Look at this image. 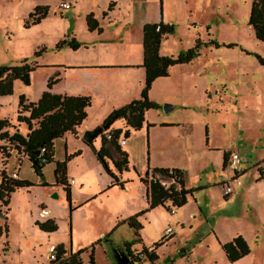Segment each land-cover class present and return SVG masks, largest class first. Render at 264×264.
<instances>
[{
  "label": "rangeland",
  "instance_id": "obj_1",
  "mask_svg": "<svg viewBox=\"0 0 264 264\" xmlns=\"http://www.w3.org/2000/svg\"><path fill=\"white\" fill-rule=\"evenodd\" d=\"M1 1L2 4L7 5L4 2L9 0ZM251 4L252 0H167L166 10L170 11L175 32L164 42V47L166 46L171 51L180 48L185 52L195 47L198 40L201 42V53L195 58V62L208 66L209 70L206 73L215 77L212 82L217 87L216 90L221 98L217 104L211 103L210 107L211 109L215 107L214 110H209L202 104H199L198 108L196 105L190 107L191 111L201 112L203 117V122L198 123L201 125H199L196 138L199 141L204 140L206 123H209L213 144L227 152L238 153L241 159L240 171L247 174L240 178L242 186L235 188L233 196L230 197V199L233 198V202L230 204H222L226 201L222 196V184L214 189L197 191L195 194H197L196 197L203 213L210 216V222L214 223V219L216 221L222 217L230 220L232 228L239 229L241 235L248 239L252 252L250 262L264 264V196L256 201L251 199L253 196L247 195V193L245 195L244 192L253 179V174H258V164L264 160V66L257 58L260 57L264 60V42L257 40L253 28L249 25ZM192 7H196V9L193 14H190L191 11L188 9ZM3 10L5 9L3 8ZM24 20H12L10 17H4L1 20L0 66L21 65L26 59L33 62L30 65L34 63L47 65V62L53 59L57 63L59 61L66 62L68 52L72 57H75L76 54L69 46L57 48L58 44L64 40L71 42L75 35L81 45L79 39L88 37L83 36V32L79 29L80 20L77 19L64 18L63 20L51 16L43 23L29 27L26 26L29 17L26 18V21ZM50 72L49 69H37L32 72L33 83L30 86H24L25 93L15 91L11 96L0 97V119L10 120L21 134H25L26 124L17 121L19 96L23 95L26 100H29L28 97L37 99L41 95L42 89L48 87L50 80L47 79L46 85L44 84L46 74ZM210 92L215 93L214 90H210ZM158 101L161 103H156L159 109L151 110L150 117L154 118L156 115H160L164 118L167 115L179 114V110L167 114L164 106L171 104L164 103L162 98ZM94 113H97V110ZM119 125L121 122H116L115 126ZM157 134L159 136H156V139L161 143L158 152L164 154V151L161 150L164 146V133L157 131ZM145 136H147V132ZM66 138L69 140L67 148L65 146ZM66 138L55 141L54 161L45 165L41 174H37L29 159L22 156V162L16 168L21 177L28 179L35 186H39L43 182L56 186L54 175L56 163L65 162L68 157L67 151L70 153L77 146H84L81 139L76 140L70 135H67ZM99 140H97L98 143ZM3 148L5 147L0 145V158L6 153ZM88 156L89 153L78 156V160H81L76 163H73V160H68L67 169L75 168L77 172L84 171L88 186L95 187L100 184V179L96 173L94 161ZM217 158L218 153H214V155H209L208 161L217 167ZM146 160L148 162L149 158L146 157ZM137 163L138 167H145L147 164H143L141 159ZM134 166L130 165V171L125 172L124 177H133L135 182L127 184L125 188L119 186L113 194L108 193L100 196L98 201L92 203L88 208L90 212L88 216L84 214V210L78 213L80 221L78 228L75 229V234L72 231L70 204L67 201L64 187L61 185L53 188L48 187L45 190L35 187L28 192H16L12 196L10 214L7 219L4 215L6 209H3L0 202V208L3 209L0 226L7 225L8 229L7 234L0 238V264H48L47 255L51 245L64 244L71 247V243L74 250L80 247L82 248L79 250H82L95 244L97 264H117L116 252L125 250V243H131L134 232L126 224L120 225L117 231L115 223L111 226L108 224L113 223L119 217L120 203L125 197L134 198V202L141 201V188L143 189L144 186L139 182L137 176L134 177ZM111 168L113 169V167ZM221 170L222 168L219 172ZM115 173L118 175L119 172L115 171ZM224 176L228 179L226 172ZM68 180L69 183L73 181L71 186H74L75 178L69 176ZM54 194L58 195V199L52 198ZM210 199L215 204H211ZM47 202L56 204L59 209L56 221L59 229L56 231L57 233L51 235L42 232L35 226L37 221L53 219L48 205L45 204ZM191 202L194 203L195 200L191 199ZM72 203L74 202L72 201ZM41 204H44L45 207H42ZM171 205V203L168 204L169 207ZM122 206L124 207L123 203ZM212 207L215 209V218L214 215L207 212H210ZM42 208L50 212L48 219L39 217ZM67 209L68 212H66ZM175 210V213L179 214L183 212L184 207ZM122 217L124 218V216ZM175 217L173 215L170 217V213H167L164 207H159L149 213L146 219L142 218L144 229L140 234L143 241L147 245H151L152 242L159 241V238L163 239L165 237L162 236L164 230L171 228L176 235L168 242H166L168 239H164V245L158 251L157 264H195V262L202 264L204 260L201 257L204 249L197 250L195 248L192 251V248L197 244V240L204 235L207 229V225H204L206 221L198 215L195 221L190 218L189 220L195 226L194 231L190 233L186 230L183 234L181 233L182 226L175 221ZM241 222L244 224H240ZM149 223L152 224L149 225ZM201 224L204 225L202 228ZM221 229L226 231L224 223H222ZM186 236H188L187 244L182 242ZM134 245V251H142V249L136 250L140 248L138 242ZM184 246H187V250L192 251V255L184 254Z\"/></svg>",
  "mask_w": 264,
  "mask_h": 264
},
{
  "label": "crops",
  "instance_id": "obj_2",
  "mask_svg": "<svg viewBox=\"0 0 264 264\" xmlns=\"http://www.w3.org/2000/svg\"><path fill=\"white\" fill-rule=\"evenodd\" d=\"M61 2L70 4V9H62L60 7ZM4 3H7V5L2 4V1L0 0V24L4 17H10L12 20L25 19L24 21H26V18L29 17L36 7L48 6V16L42 20L41 23L51 16L63 20L64 18L71 20L77 19L80 20L79 29L83 32V36H88L79 39L81 46L78 50H73L76 54L75 57L70 56L71 54H69V52L66 54V62L59 61V63H57L55 62V59H53L48 61L47 65H38V63L31 65L38 66L36 70L49 69L51 71L46 74L44 85H46L47 79L48 81L53 79L55 83L50 89L49 87H47V89L46 87L42 89L41 95H39L37 99H30L28 97L29 100H27V103H36L46 91H50L52 94L56 95L91 98V106L86 110L88 115L87 119L77 129V134L68 133L61 138L64 139L67 135H70L76 140H82L84 146H77V148L73 149L70 153H68L66 149V155L68 156L69 161L73 160L72 162L76 163L81 160H78V156H82L84 153H89L88 157L94 161L95 170L100 179V184L91 187L88 186L87 176L83 173L84 171L79 170V172H77L75 168L72 170H66L67 180L69 176L75 178L74 186H69L72 201L74 202L72 203L73 211L71 218L72 231L75 234V229L78 228L80 221L78 213L81 210H84V214L88 216L90 214L88 208L92 203L98 201L102 195L115 193L119 187V185H115L114 179L106 173L95 156L94 149L98 151L101 148L103 136L94 140L92 146L84 142L82 137L86 131L95 130L101 127L106 118L114 110L140 99L146 77L145 69L142 67L144 60V26L147 24H159L161 22L163 24L173 25V19L170 17V11L166 10L167 0H53V2L52 0H9ZM3 8L5 10H3ZM195 9L196 7H192L188 10L191 11L190 14H193ZM90 15H93V19L98 22V30L89 31L87 27V18ZM7 32L8 29L6 30V33ZM96 33H98V36H96ZM73 37L79 42L75 35H73ZM169 37L162 41L160 55L176 57L184 52L183 49L180 48L171 51L168 50L169 48H166V46L164 47V42ZM28 63L30 64L33 62L28 60ZM207 68V65L197 64L195 60L189 64L177 65L171 68L168 77L157 79L153 83L149 98L157 104H161L158 99L162 98L164 103L168 102L171 104L173 108L171 112L179 110V114L167 115L164 116V118L160 115H156L152 118L149 116L150 110L145 114L146 121L143 127L137 131L129 127L125 120H118L121 122V125L115 126L116 122H118L116 121L110 126L109 130L111 132L121 130L122 136L126 131H129L127 144L122 147L119 146L121 152H118L115 146L111 143H108L107 146L110 148L111 156L114 161L122 160V152L127 154L129 162L128 171H130V165H135L133 167L134 177L137 176L140 183L147 171L151 172L153 169L178 170L182 173L184 188L185 190L190 191L191 194L188 195L187 204L183 206V212H180L179 214L176 212L173 216H176L175 221L182 226L181 233L183 234L186 230L190 233L194 231L195 226L192 221L196 220L197 215L201 218L203 217L204 221H206H203L204 225H207L204 235L197 240V244L192 248V251L195 248L197 250L204 249L201 257L204 260L202 264H206V262L207 264H252L250 262L252 252L247 257L235 263L228 262L221 244L231 242L238 236H242L247 242L248 239H246L244 235H241L239 229L232 228V222L226 220V218H218L216 221L214 219V223L213 221L211 223L210 216L203 213L202 207L196 197L197 194H195L197 191L214 189V187L223 184L225 182L224 180H227L224 176V173L226 172L224 161L225 153H230L227 152V150L218 147V145L213 144L209 123H206L204 140L199 141L198 138H196L199 125H201V123H198L202 121L203 117L201 112L197 111L196 113L191 111L190 107L195 105L197 107L199 104H202L203 106L205 105L207 109L214 110L215 107L212 109L210 107L211 103L215 105L221 98L218 90H216L217 87L212 82L215 77H211L212 75L206 73V71L209 70V68ZM32 74L33 73H31V84L33 83ZM24 86L25 85H23L22 82L15 81L14 92L25 93ZM210 90H214L215 93L213 94ZM212 100L215 102H211ZM96 110L97 113H94ZM204 122L207 121L204 120ZM14 131L15 130H11V133ZM157 131L164 133V146L161 149L164 151V154L158 152L161 143L156 139V136H159ZM27 132L28 127L25 134L22 135L26 136ZM146 132L147 136H145ZM98 139H100L99 143L97 142ZM68 142L69 140L66 138V148L68 147ZM77 153H79L78 156L76 155ZM214 153H218V158L216 160L217 167L208 161L209 155H214ZM146 157L147 159L149 158L148 162ZM19 159L20 156H17L15 152H12V156L8 161H5L6 167H3V169L6 170L8 175L17 171V166L22 162L19 163ZM139 159L142 160L143 164L147 163L145 167H138L137 161ZM107 162L112 172L119 178L120 182L127 181L123 188H125L127 184L136 181L133 177H124V174L127 171H123L117 175L115 171L118 172V170L115 168L113 162L108 159ZM111 167H113L114 170ZM221 168L222 170L219 172ZM257 170L258 174H253V179H251L250 184L244 191L245 195L246 193L247 195L250 194L253 196L251 199H255L256 201L264 196V183H262L264 182V160L258 164ZM246 174L247 173L242 172L241 177ZM18 178L19 180L29 181L28 179L21 177L20 173H18ZM142 185L144 186L143 189H145V191L141 188V201L134 202V198L130 199L128 196L121 201V213L119 217H117L113 223L110 222L108 224L111 226L115 223L116 231L120 225L122 226L126 224L124 221H127L129 218L148 208L146 187L144 184ZM35 187L45 190L48 187L53 188L56 186L43 187L40 184L39 186H33L30 188H21L16 192H28ZM16 192L11 195L10 204L12 196H14ZM222 196L224 197L223 191ZM231 196L227 198L224 197L226 201L222 204L226 205L233 202V198L230 199ZM191 199H194L195 202H191ZM210 202L211 204H215L211 199ZM122 203L124 204V207L122 206ZM45 204L48 205L49 211L53 216V219L51 220L56 222L59 214L58 207L56 204H51V202ZM41 205L42 207H45L44 204ZM210 209V212H207L212 216L214 215L215 218V209H213V207ZM68 211L69 210L67 209L66 212ZM152 211L153 210L138 218L141 225L143 224L141 219H146L147 215ZM30 214H32V212H30ZM122 216H124V218ZM171 216L172 215L170 214V217ZM190 218H193V220L190 221ZM169 223L171 222L169 221ZM222 223L225 224L226 231L221 229ZM151 224L152 223H149V225ZM240 224H244V222H241ZM204 225L201 224V226H199L202 228ZM35 226L39 229L36 223ZM186 226H188V229H186ZM128 227L134 232V237L131 242H138L140 247L136 250L147 248L148 250H154L157 256L158 251L164 244L157 249H155V245L162 243L164 239H168L166 241L168 242L176 235L175 231H172V234L166 237L165 232L167 229H165L162 233V236H165L163 239L159 238V241L147 245L140 234L144 228L139 231V235L137 236L135 234V229L131 228L129 225ZM44 233L48 235L55 234V232ZM187 238L188 236L184 237L182 242L187 244ZM60 245L64 246L68 255L71 254V252L74 253L76 250L82 248L80 247L74 250L72 249V243L70 244L71 247L65 246L64 244ZM85 248L89 249L90 247ZM134 248L135 245L131 248V251H134ZM192 251L187 250V246L183 247L185 255H192ZM123 252L126 253V243ZM88 254L89 252L82 254L85 264H87L89 260ZM94 256L95 264H97L96 248ZM157 262L158 260L155 261L154 264H157ZM195 264H197V262H195Z\"/></svg>",
  "mask_w": 264,
  "mask_h": 264
},
{
  "label": "trees",
  "instance_id": "obj_3",
  "mask_svg": "<svg viewBox=\"0 0 264 264\" xmlns=\"http://www.w3.org/2000/svg\"><path fill=\"white\" fill-rule=\"evenodd\" d=\"M48 13V6L36 7L29 15V21L26 22V26L29 27L31 25L40 24L41 21L48 16ZM87 25L90 31L99 29L98 22L93 19V15L88 16ZM249 25L253 28L257 40L264 42V0H252ZM174 32L175 27L173 25L163 24L162 22L159 24H147L144 26V60L142 67L145 69L146 77L140 99L133 101L122 108L114 110L104 121L101 127L109 123L111 126L116 121L123 119L127 122L129 127L137 131L143 127L146 121V112L159 109V106L149 98V93L153 83L157 79L168 77L170 75L171 68L174 66L193 62L201 53L202 45L198 40L195 47L180 53L176 57L161 56L160 47L162 41L170 35H173ZM65 46H69L73 50H78L81 45L75 39L71 42L64 40L58 44L57 48L61 49ZM257 58L260 64L264 66V60L260 57ZM36 68H38V66H31L27 59L24 60L21 65L0 66V71L2 73L0 78V97L13 95L15 81H20L23 85L30 86L31 73L34 72ZM54 83L55 81L50 79L48 84L49 89ZM90 106V97L56 95L52 94L50 91H46L36 103H27V100L23 95L19 98L17 121L19 123L26 124L28 127L26 136L22 135L19 129L13 125L10 120L0 119V145H3L5 147L3 149L6 151L4 156L0 158V202L2 203L3 209H6V212H4L5 219H7L9 214L11 195L18 189L35 186L27 180H19V178L15 179L11 175H8L6 170L3 169V167H6L5 161H8V159L12 156V152H15L17 156H20V162L22 156L27 157L35 172L37 174H41L44 166L54 161L55 141L63 138L68 133L77 134V129L87 119L88 115L86 110ZM11 130L15 131L11 133ZM108 135L113 136V140L111 142L107 140ZM123 136L121 130L113 132L108 130L103 135L101 148L98 151L94 149L96 159L102 165L103 169L112 177V179H114L115 185H119L122 188L127 181H119V178L110 169L107 159L113 162L119 173H122L123 171H128L129 162L127 154L122 152V160L114 161L111 156L110 148L107 144L111 143L119 152L120 148L118 140H120V138L127 140L129 137V131H126ZM90 145L92 146V143ZM38 150H44L42 156L34 157L32 153ZM76 155L78 156L79 153ZM228 155L229 154L225 153V168L227 165ZM41 159H44L46 163L41 164ZM68 160L69 158L66 157L65 162L56 163L54 175L56 186H63L66 192L67 201L70 204L71 218L73 211V207L71 205V191L69 188L71 184L68 182L66 176ZM34 162L37 163L33 164ZM241 174L242 173L240 171L239 178L241 177ZM159 176H170L173 182L165 181L164 184L158 179ZM141 183L146 187L148 208L129 218L127 221H124V223L135 229V234L137 236L139 235V231L143 228L141 223L138 221V218L158 207H164V209H166L169 213L171 210L176 211V208H182L187 204L188 195L191 194L190 191L185 190L183 175L178 170L154 169L152 172L147 171L145 176L141 179ZM41 186L48 187L51 185L43 182L41 183ZM169 203L172 204L171 207L168 206ZM42 210L45 209L42 208ZM49 216L45 219H48ZM36 225L40 230L47 233H54L59 229L58 224L51 219L43 222L37 221ZM7 232V225L0 226V238L6 235ZM171 234H166L165 232L166 237ZM164 241L160 244H156L155 249L162 246ZM135 243L136 242L126 243V253L133 264H154V262L158 260V256L154 250L143 248L142 251H131V248ZM51 246L56 247L57 256L53 261H49L47 259L49 261L48 264H85L82 254L86 252H89V260L87 264H95V244L90 246L89 249L85 248L76 253L71 252L69 255L63 245ZM221 247L229 263H235L247 257L251 253L248 242L242 236L234 238L231 242L221 244ZM140 254H144L146 260L139 258Z\"/></svg>",
  "mask_w": 264,
  "mask_h": 264
},
{
  "label": "built area",
  "instance_id": "obj_4",
  "mask_svg": "<svg viewBox=\"0 0 264 264\" xmlns=\"http://www.w3.org/2000/svg\"><path fill=\"white\" fill-rule=\"evenodd\" d=\"M60 7L64 10L70 9L69 4L64 3V2H61ZM107 140L111 142L113 140V136L108 135ZM118 144H119V146H125L127 144V140L126 139H120V140H118ZM43 152H44V150L40 151V156H42ZM41 161H42L41 164L46 163L44 159H41ZM19 162H20V159H19ZM240 164H241V159H240V156L238 155V153L230 152L228 160H227V165H226V172L229 175V177L223 183V195L225 197H229V196L233 195L235 192L234 191L235 188L242 186V183H241L240 178H239ZM11 176L13 178L17 179L18 178L17 171H14L11 174ZM158 179L160 180V182H163V183L165 181H168V182L172 181L173 182V180H171L170 176L169 177L159 176ZM72 183H73V181L70 182V184H72ZM170 213L175 214V211L171 210ZM49 215H50V212L46 211V210H41V212L39 213V217L41 219H45ZM171 233H172V229L168 228L166 231V234H171ZM56 256H57V249L55 246H51L49 251H48L47 259L49 261H53L56 259ZM139 258L146 260V257L144 254H140Z\"/></svg>",
  "mask_w": 264,
  "mask_h": 264
},
{
  "label": "water",
  "instance_id": "obj_5",
  "mask_svg": "<svg viewBox=\"0 0 264 264\" xmlns=\"http://www.w3.org/2000/svg\"><path fill=\"white\" fill-rule=\"evenodd\" d=\"M2 76V73L0 71V78ZM172 106L169 105V104H166L164 106V110L165 112L168 114L172 111ZM110 128V123L109 124H106L105 126L103 127H99L95 130H91V131H86L82 137L83 141L86 142L87 144H91L93 143L94 140H96L97 138H101L103 136V134L105 132H107ZM32 155L34 157H39L40 156V151H36V152H33ZM37 162H34L33 164H36ZM53 199H58V195L57 194H54L52 196ZM3 213L1 211V208H0V216H2ZM116 260H117V264H133V262L130 261V259L128 258V255L127 253L123 252V251H118L116 252Z\"/></svg>",
  "mask_w": 264,
  "mask_h": 264
}]
</instances>
